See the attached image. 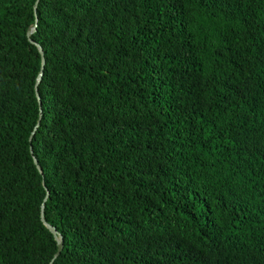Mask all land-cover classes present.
Here are the masks:
<instances>
[{"label": "trees", "instance_id": "trees-1", "mask_svg": "<svg viewBox=\"0 0 264 264\" xmlns=\"http://www.w3.org/2000/svg\"><path fill=\"white\" fill-rule=\"evenodd\" d=\"M36 2L0 0V264H264V0Z\"/></svg>", "mask_w": 264, "mask_h": 264}, {"label": "water", "instance_id": "water-1", "mask_svg": "<svg viewBox=\"0 0 264 264\" xmlns=\"http://www.w3.org/2000/svg\"><path fill=\"white\" fill-rule=\"evenodd\" d=\"M39 2H40V0H37L36 6H35V11L37 10V6H38ZM37 23H38V19H36V25H35V27L32 28V29H30L29 32H28V38L29 39L35 33L36 27H37ZM31 42L33 44H35L33 41H31ZM35 45L37 46V48H38V50H39V52L41 54V57H42V69H41V73H40V75H39V77L37 79V82H36V92H37V95H38V88H39L40 83H41L42 78H43V69H44V66H45V58H44L43 49L39 45H37V44H35ZM38 98H39V96H38ZM39 102H40V98H39ZM40 104H41V102H40ZM37 128H38V126H37ZM37 128H36V130H37ZM33 137H34V133L31 136L30 141L32 140ZM35 164L37 165V168H38L39 172L42 173V168L39 166L38 161L36 159H35ZM48 197H49V194H47V198ZM47 198L45 199V201H44V203H43V205L41 207V220H42V223L45 225V227L52 233V235L54 236V238H55V240L57 242V245H58V252H57V254L54 257V260H53V262H54L60 256V254H61V252L63 250V247H64V239H63V237H61L58 234V232L56 231V229L54 227L50 226L49 224H47V222L45 220L44 213H45V205H46Z\"/></svg>", "mask_w": 264, "mask_h": 264}]
</instances>
